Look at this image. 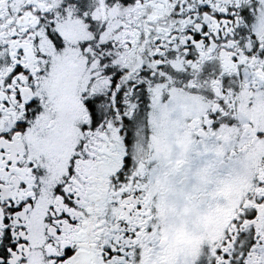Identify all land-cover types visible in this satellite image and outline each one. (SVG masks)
Masks as SVG:
<instances>
[{
    "label": "snow or ice",
    "instance_id": "1",
    "mask_svg": "<svg viewBox=\"0 0 264 264\" xmlns=\"http://www.w3.org/2000/svg\"><path fill=\"white\" fill-rule=\"evenodd\" d=\"M0 264H264V0H0Z\"/></svg>",
    "mask_w": 264,
    "mask_h": 264
}]
</instances>
